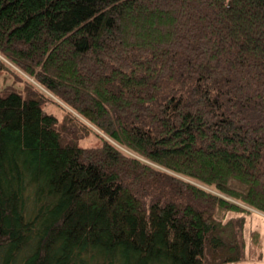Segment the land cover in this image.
Listing matches in <instances>:
<instances>
[{
	"label": "trees",
	"instance_id": "1",
	"mask_svg": "<svg viewBox=\"0 0 264 264\" xmlns=\"http://www.w3.org/2000/svg\"><path fill=\"white\" fill-rule=\"evenodd\" d=\"M0 53V264L244 258L218 216L264 212V0H0Z\"/></svg>",
	"mask_w": 264,
	"mask_h": 264
},
{
	"label": "rangeland",
	"instance_id": "2",
	"mask_svg": "<svg viewBox=\"0 0 264 264\" xmlns=\"http://www.w3.org/2000/svg\"><path fill=\"white\" fill-rule=\"evenodd\" d=\"M1 57L3 58V60L7 62L9 67L15 69L16 71L23 73L18 67L14 66L13 63H11L8 59L4 58L2 54H1ZM11 68H3L0 70V90L4 89V87L8 85H11L24 92L27 82L23 80L20 76H18V74L14 72ZM23 74L26 76L25 73ZM28 78L33 80V78L31 77H28ZM48 93L52 98L51 100L48 98L45 99L44 109L47 112L56 115L59 121H62L64 117L67 115L66 109L67 110L68 109L72 110V109L67 104H65L62 100L57 98L55 95H53L50 92ZM52 99H56V100H52ZM73 113L79 119L85 120L83 116L76 113L75 111H73ZM103 138L109 139V137L105 133H103V131L93 126V130L79 140V145L83 147L101 146L104 142ZM117 145L124 152L137 156V154L129 150L127 147L121 144L120 145L117 144ZM142 160H144L145 162H149L148 160L144 158H142ZM215 192L218 193L219 195H224L226 198L230 200L240 202L236 198L227 196L217 191ZM241 204L243 205V207L247 208L246 211L243 210V211H239L238 213H234V212L231 213L229 211L220 210L219 212L218 217L222 221H227L230 218L240 217V216H244L245 218V226H244V237L246 241L245 256L242 260L228 262L225 264H264V212L256 208L249 207V205H246L242 202Z\"/></svg>",
	"mask_w": 264,
	"mask_h": 264
},
{
	"label": "built area",
	"instance_id": "3",
	"mask_svg": "<svg viewBox=\"0 0 264 264\" xmlns=\"http://www.w3.org/2000/svg\"><path fill=\"white\" fill-rule=\"evenodd\" d=\"M0 57H1V54H0Z\"/></svg>",
	"mask_w": 264,
	"mask_h": 264
}]
</instances>
